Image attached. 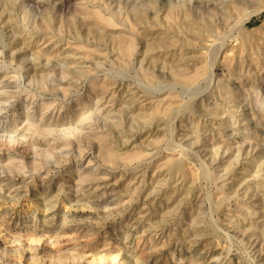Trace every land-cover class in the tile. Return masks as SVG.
I'll return each mask as SVG.
<instances>
[{"label":"rangeland","instance_id":"obj_1","mask_svg":"<svg viewBox=\"0 0 264 264\" xmlns=\"http://www.w3.org/2000/svg\"><path fill=\"white\" fill-rule=\"evenodd\" d=\"M0 264H264V0H0Z\"/></svg>","mask_w":264,"mask_h":264}]
</instances>
